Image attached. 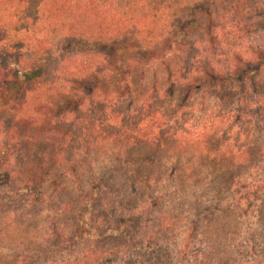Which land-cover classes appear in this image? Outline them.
Instances as JSON below:
<instances>
[{"label":"trees","instance_id":"obj_1","mask_svg":"<svg viewBox=\"0 0 264 264\" xmlns=\"http://www.w3.org/2000/svg\"><path fill=\"white\" fill-rule=\"evenodd\" d=\"M259 1L0 0V187L60 212L78 203L77 247L59 264H157L138 255L173 241L180 219L158 206L154 232L142 234L149 192L188 197L210 170L208 199L233 198L264 164V46L243 58L226 33L252 23ZM145 73H162L163 86L153 76L135 98ZM254 202L264 262V191ZM90 205L102 233L85 229ZM25 211L0 201V247L48 235L44 210ZM209 211L190 264H250L236 244L238 206ZM130 236L138 244L122 246Z\"/></svg>","mask_w":264,"mask_h":264},{"label":"rangeland","instance_id":"obj_2","mask_svg":"<svg viewBox=\"0 0 264 264\" xmlns=\"http://www.w3.org/2000/svg\"><path fill=\"white\" fill-rule=\"evenodd\" d=\"M259 8L262 10L259 13L255 14V18L252 23H248V19L243 20V25L237 27L232 32L226 29V33L229 36L228 40H231L232 43L241 44L242 49H240V55L244 58L247 56V51L251 48L256 50L259 46H264V0L258 2ZM255 4V3H254ZM250 27L249 32L245 33L243 31L244 26ZM233 34L237 37H233ZM197 38H200V34L197 35ZM234 38V39H233ZM153 74H144L143 76L138 75L133 78V92L134 97H138L140 93L146 94V91L153 86L155 79ZM155 77V76H154ZM157 77V78H156ZM156 81L160 87L163 86L162 73H158L156 76ZM142 91V92H141ZM199 115L197 114L195 118ZM199 118V117H198ZM6 168H3L5 172ZM214 173L210 170L204 172V180L200 185H195L193 192L188 194V197L184 195L180 199H171L168 193L161 195H156L154 190L147 194L149 200L146 201V210L144 211L143 217V228L141 230L142 234H149L154 232L155 218L157 215L158 206H163L165 209H174L176 214H178V219H180V227L174 234L172 238L173 241H165L159 246H151L153 249L145 251V256L140 254L138 255V260L145 262L146 259L157 257L159 260L157 264L169 263L175 264H190L192 259L190 258L191 253L197 250L199 246V237L201 232V226L204 220L206 212L209 210H217L234 203L238 206L240 212L243 214V220L241 222L240 233L237 236V245L241 248L246 256V259L249 260L250 264H264L259 247V241L261 236V230L258 228L255 219L252 215L253 211L249 208L255 203V199L261 192L264 191V164L258 165L255 168L251 169L245 177H243L238 186V193L233 198L225 196L222 200L215 201L209 200L212 195L209 194L211 191V182L214 179ZM88 178V177H87ZM87 178L83 179V187L79 188L80 191L84 192L82 202L86 200V197L91 196V191L88 190ZM4 177L0 176V185L4 181ZM17 185H12L15 187ZM10 187V188H11ZM7 187H0V201L4 206H15L20 208L21 211L29 210L33 212H39L44 210L42 216L43 226H45L44 233L48 235L45 236L43 240L35 242L32 246L26 244L19 248L11 247H0V252L5 256V260L9 264H59L64 259L70 256L71 244H74V247H77L76 241L71 240L73 234L79 232L78 224L75 223V212L77 210V204L74 203L72 206H69L65 211H59V203L53 201L51 204H45L40 206H32L27 204L28 197L23 196L21 193H11V189ZM171 185L167 186V190L171 192ZM207 191L208 202H204L200 199L203 198L204 193ZM80 192L76 193V196H80ZM75 196V197H76ZM167 196V197H166ZM57 200V199H53ZM33 207V209L26 207ZM90 209L87 215L85 216L84 221L86 222L85 229L90 227L98 228L100 233L104 232V225L95 226L92 221V213H94V207L90 205ZM241 208V209H240ZM99 208H96L98 210ZM157 209V210H156ZM51 210L50 213L46 211ZM100 210V209H99ZM210 212V211H209ZM208 212V213H209ZM60 213L61 217H57L56 214ZM136 229L131 228L128 231H135ZM79 234V233H78ZM154 234V233H153ZM153 234H151L153 236ZM150 235V234H149ZM152 236H149L148 242L153 243L154 240ZM95 241L88 242L85 240L83 243L86 245L92 244ZM122 246H129L133 244L136 246L138 240L135 237L130 236L127 240L121 241ZM126 244V245H124ZM146 243H143L145 245ZM95 245H98L95 243ZM144 247V246H143ZM186 254V255H185ZM151 255V256H150ZM135 256V255H134ZM135 258V257H134ZM115 262V261H114ZM156 262V261H155Z\"/></svg>","mask_w":264,"mask_h":264}]
</instances>
